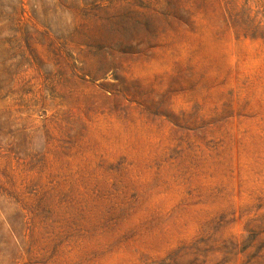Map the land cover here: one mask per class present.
I'll return each instance as SVG.
<instances>
[{
	"label": "rangeland",
	"instance_id": "obj_1",
	"mask_svg": "<svg viewBox=\"0 0 264 264\" xmlns=\"http://www.w3.org/2000/svg\"><path fill=\"white\" fill-rule=\"evenodd\" d=\"M0 264H264V0H0Z\"/></svg>",
	"mask_w": 264,
	"mask_h": 264
}]
</instances>
